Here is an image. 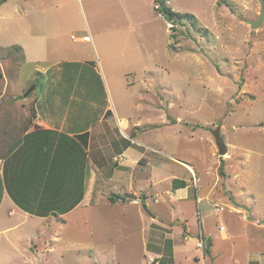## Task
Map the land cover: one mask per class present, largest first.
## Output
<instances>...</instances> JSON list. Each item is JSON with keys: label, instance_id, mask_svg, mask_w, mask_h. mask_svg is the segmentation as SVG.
I'll use <instances>...</instances> for the list:
<instances>
[{"label": "rangeland", "instance_id": "rangeland-1", "mask_svg": "<svg viewBox=\"0 0 264 264\" xmlns=\"http://www.w3.org/2000/svg\"><path fill=\"white\" fill-rule=\"evenodd\" d=\"M158 2L0 5V75L11 80L0 92L4 103L13 108L21 104L12 102H25L27 110L31 96L41 94L32 89L35 83L46 80L47 86L49 77H62V105L77 89L81 99L72 103L79 110L99 106L87 97L109 102L119 116L138 123L132 130L158 150L151 158L153 175H121L120 189L93 196V204L101 199L96 211L86 206L61 215L45 236L20 244L28 251L45 247L46 238L55 236L50 231H57L60 252L36 264H264V24L256 30L246 21L259 16L260 2L166 3L194 15L197 27L186 19L170 22ZM25 28L30 32L20 34ZM51 31H58L56 49ZM38 34L49 38L39 52V65H51L46 75L35 74L38 64L25 60L17 42L28 40V55L39 57L32 52ZM53 60L63 63L54 67ZM48 91L42 96H51ZM219 127L228 147L224 155L216 143ZM175 178L188 181V199L172 193ZM131 185L136 190L129 192ZM119 190L125 197L113 204L107 197Z\"/></svg>", "mask_w": 264, "mask_h": 264}, {"label": "crops", "instance_id": "crops-1", "mask_svg": "<svg viewBox=\"0 0 264 264\" xmlns=\"http://www.w3.org/2000/svg\"><path fill=\"white\" fill-rule=\"evenodd\" d=\"M29 32L25 28L20 34L26 35ZM51 32V47L56 49L58 31ZM35 37L37 44L31 47L32 52L39 55L36 58L29 56L26 51L28 40L20 38L22 41L17 42L21 43L25 60L38 64L35 74L46 75L51 65H39L43 59L39 52L44 49L49 38L43 34ZM60 61L53 60L52 64L54 67L59 66L63 63ZM60 78L54 77L49 82V77L47 89L46 80L35 83L32 89L38 88L41 94L31 96L32 101H29V93L24 95L29 101L27 110L24 109L27 106L25 102L20 101L12 102L14 106L21 104L19 107H9L2 101L3 93L0 94V264H10L5 263L10 260H23L20 264H36L38 258L48 261L49 254L60 252V245H56V230L50 231L49 235L55 236H51L53 239L50 237L52 241L46 238L45 247L37 248L41 244L37 239L35 249L29 246L31 251L20 244L34 240L37 236H45V232L53 227L61 215H71L86 206L89 211H96L101 199L92 203L95 189L99 190L98 196L102 197L110 189H120L121 175L148 177L157 169L154 164L152 167L151 162L153 154L156 160L157 148L142 139L139 132L132 130V126L138 123L124 115L119 116L116 106L111 103L102 105L91 97H87V101L94 99L92 104L99 106L79 110L72 103L74 99H81L77 96L78 89L69 95L65 106L62 105L63 100L60 102L57 95ZM7 84L11 85V80L0 75V92ZM48 89L49 93H53L45 98L42 94ZM31 115L34 116L32 120ZM124 121L127 122L126 126ZM189 186L188 181L185 187L174 188L173 185L172 193L175 192L178 199L186 200L189 198ZM134 189L136 185H131L127 191L132 192ZM117 192L114 195L125 197L120 190ZM111 197L113 195L107 199L111 200ZM116 201L113 200V204ZM32 221L35 224L42 223V228L36 231L31 225ZM45 224L46 230L43 228ZM95 253L98 254V251ZM47 261L46 264H49Z\"/></svg>", "mask_w": 264, "mask_h": 264}, {"label": "trees", "instance_id": "trees-1", "mask_svg": "<svg viewBox=\"0 0 264 264\" xmlns=\"http://www.w3.org/2000/svg\"><path fill=\"white\" fill-rule=\"evenodd\" d=\"M7 0H0V5L3 4L4 2H6ZM169 0H159V5H158V11L162 14L165 15V17L170 21V22H173L175 21V19H186L188 20L189 22H191L195 27H197V22H196V19L194 17V15H192L191 13H181V12H176L174 11L170 6H167L166 3L168 2ZM33 115H31V120L33 119ZM222 174H225L224 172H222ZM99 183V182H98ZM173 185H174V188H181V187H185L187 186V181L184 180V179H178V178H175L174 181H173ZM98 189H95L94 191V194L93 196L97 195L98 193ZM116 198H123V196H117V195H113V197H111V200L115 201ZM92 201L94 202L95 201V198L92 197Z\"/></svg>", "mask_w": 264, "mask_h": 264}, {"label": "water", "instance_id": "water-1", "mask_svg": "<svg viewBox=\"0 0 264 264\" xmlns=\"http://www.w3.org/2000/svg\"><path fill=\"white\" fill-rule=\"evenodd\" d=\"M261 5V11L257 18L255 19H247L246 21L251 25L253 29H259L264 24V0H259ZM216 143L219 146V152L221 155L227 153L228 147L221 136V128L219 127L215 132ZM146 206V205H145Z\"/></svg>", "mask_w": 264, "mask_h": 264}, {"label": "built area", "instance_id": "built-area-1", "mask_svg": "<svg viewBox=\"0 0 264 264\" xmlns=\"http://www.w3.org/2000/svg\"><path fill=\"white\" fill-rule=\"evenodd\" d=\"M88 38H89V36H86V37H85V39H88Z\"/></svg>", "mask_w": 264, "mask_h": 264}]
</instances>
